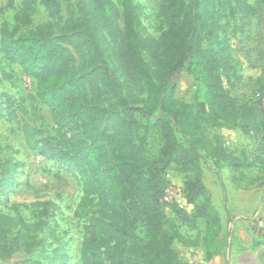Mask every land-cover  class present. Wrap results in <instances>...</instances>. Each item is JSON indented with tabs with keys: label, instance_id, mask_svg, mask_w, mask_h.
<instances>
[{
	"label": "rangeland",
	"instance_id": "rangeland-1",
	"mask_svg": "<svg viewBox=\"0 0 264 264\" xmlns=\"http://www.w3.org/2000/svg\"><path fill=\"white\" fill-rule=\"evenodd\" d=\"M60 1L58 19L52 20L40 6L32 25L15 36L54 24L52 38L74 57L75 78L86 86L91 76L101 83L99 70L89 61L86 37L75 29L95 0ZM190 1L178 0L177 12L183 13ZM245 1L255 12L247 16L238 13L222 22L221 39L228 48L231 68L229 79L222 71L219 75L236 107L256 108L255 125L245 131L203 123L202 129L223 153L254 165L232 172L222 161L201 152L203 182L219 211V225L200 216L201 200L190 203L186 196L179 203L163 206L167 216L164 231L175 238L173 249L186 264L194 255L199 258L198 264H264V6L258 0ZM131 2L139 15L141 34L151 44L163 46L177 32L174 12L166 0ZM109 3L118 13L116 29L104 28L100 35L117 69L116 80L134 109L127 126L129 140L142 145L146 156L156 162L152 180L161 191L171 186L185 190L193 177L176 164H162L168 142L158 122H169L179 144L188 147L187 138L165 112L163 103L171 99L177 107L195 109L197 84L187 65L167 76L165 66L155 63L147 49L143 56L155 86L150 88L132 79L133 70L124 67L117 55L124 45V0ZM21 8V0L13 6H9V0H0V182L6 162L16 168L8 192L0 187V264H20L26 259L41 264H83L87 219L98 218L100 207L91 208L88 218L77 212L84 195L79 171L48 153L52 147L62 146L56 121L38 98L37 82L3 53L2 30L8 27L10 33L13 31L14 17ZM162 59L168 60L164 56ZM5 75L11 79H5ZM103 108L121 110L112 96H107ZM101 126L114 137L115 125L105 121ZM146 231L142 217L135 232L144 237ZM128 260L135 261V257Z\"/></svg>",
	"mask_w": 264,
	"mask_h": 264
},
{
	"label": "trees",
	"instance_id": "trees-1",
	"mask_svg": "<svg viewBox=\"0 0 264 264\" xmlns=\"http://www.w3.org/2000/svg\"><path fill=\"white\" fill-rule=\"evenodd\" d=\"M21 1L13 31L10 33L8 27L2 30L3 53L10 63L21 66L37 82L38 98L56 121L63 142L48 153L79 171L84 195L77 212L88 218L91 208L100 207L98 218L87 219L83 264H186L173 249L175 238L164 231L167 216L162 208L171 204L162 202L164 190L152 180L157 164L146 156L142 145L129 140L127 126L134 109L116 80L117 69L100 35L104 28L112 31L117 11L109 0H95L90 12L84 11L75 25L77 33L86 37L90 64L101 74V83L91 76L86 86L73 74L74 57L52 38L54 24L27 29L18 38L15 36L32 25L40 6L52 20L58 19L61 1ZM166 1L174 12L178 30L163 46H158L143 38L137 9L131 0H124V45L117 55L124 67L133 70L132 79L150 88L155 83L143 56L145 49L155 63L165 66L167 76L187 65V72L197 84L195 109L187 105L177 107L171 99L164 100L163 108L189 146L179 144L174 128L160 120L158 124L168 142L162 164H176L192 175L184 190L188 201H203L200 216L219 225V211L212 205L203 182L201 152L222 161L232 172L252 168L254 164L223 153L207 138L202 124L245 131L255 125L256 108L236 107L219 75L222 71L229 79L231 68L228 48L221 39L222 22L238 13L250 15L255 9L245 0H191L185 11L178 13V0ZM15 2L9 0V6ZM258 2L264 6V0ZM5 79L11 78L5 75ZM107 96L116 100L120 113L103 108ZM105 121L117 127L114 137L102 128ZM3 168L0 187L8 192L16 168L10 162ZM142 217L147 226L144 237L135 232ZM132 256L135 261L128 260ZM20 264L41 262L26 259Z\"/></svg>",
	"mask_w": 264,
	"mask_h": 264
},
{
	"label": "built area",
	"instance_id": "built-area-1",
	"mask_svg": "<svg viewBox=\"0 0 264 264\" xmlns=\"http://www.w3.org/2000/svg\"><path fill=\"white\" fill-rule=\"evenodd\" d=\"M186 197L185 191L182 188L169 187L164 191L162 202L165 204L179 203ZM199 258L197 255L190 256L188 264H198Z\"/></svg>",
	"mask_w": 264,
	"mask_h": 264
}]
</instances>
